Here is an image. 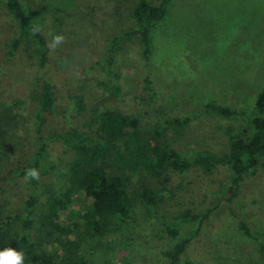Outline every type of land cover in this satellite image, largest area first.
Wrapping results in <instances>:
<instances>
[{
	"label": "rangeland",
	"instance_id": "374dc122",
	"mask_svg": "<svg viewBox=\"0 0 264 264\" xmlns=\"http://www.w3.org/2000/svg\"><path fill=\"white\" fill-rule=\"evenodd\" d=\"M140 0H23L32 24L49 44L48 63L40 69L39 46L31 36L14 58H8L6 43L18 33L12 16L0 2V24L4 39L0 46V105L39 91L37 79L50 81L56 106L49 118V130L77 128L90 121L93 110L114 109L138 114L142 129L151 136L164 117L190 118L185 129L166 133L165 142L184 158L194 159L206 152H228L231 135L249 127L247 120L224 119L205 112L215 102L250 114L264 88V0H172L166 19L152 32L154 55L145 62L140 41L126 39L112 68L106 63L113 38L135 28L132 15ZM43 7L66 11L56 22L41 13ZM56 37H61L59 42ZM116 71L118 81L110 75ZM147 81L156 100L148 106ZM81 98L85 111L79 113ZM0 145V179L20 163L22 145L35 144L34 129L14 127ZM52 161L67 171L72 154L53 147ZM127 175H131L124 170ZM132 176L133 192L142 184H155L164 196L156 208L137 202L134 228L124 233L96 236L85 230L72 237L79 244L77 254L89 264H173L164 256L183 239L191 238L195 224H184L172 240L163 230L164 219L187 209H218L194 237L181 262L176 264H264V167L248 176L238 198L224 192L230 172L219 167L211 175L193 169L184 175L170 173L168 182L153 174ZM39 192L53 185L43 183ZM28 198L26 185L8 179L0 187V212L15 215L23 211ZM229 199L233 200L229 203ZM42 203V202H41ZM233 209L236 217L228 213ZM90 211L89 203L76 196L65 215L67 221ZM41 205L34 216L38 221ZM245 225L250 238L242 230ZM20 222L9 228L0 223L2 248H17ZM42 249L54 251L52 230L36 225ZM61 252V256H63Z\"/></svg>",
	"mask_w": 264,
	"mask_h": 264
},
{
	"label": "trees",
	"instance_id": "16d2710c",
	"mask_svg": "<svg viewBox=\"0 0 264 264\" xmlns=\"http://www.w3.org/2000/svg\"><path fill=\"white\" fill-rule=\"evenodd\" d=\"M0 2L18 27L17 35L6 43L5 56L14 58L31 36L33 42L39 46V68H45L48 63L49 44L46 37L32 24L23 0ZM171 2L172 0L138 2L132 11L135 28L116 36L110 43L106 61L109 67L116 65L121 43L132 38L140 41L144 61H150L154 55L152 32L166 19ZM41 13L56 22L68 15L66 11L52 7H43ZM3 39V26L0 24V46ZM110 75L118 81L119 75L116 71L111 70ZM37 82L40 84L38 92L0 105V145L14 127L26 126L27 129H34L35 144H23L22 158L10 172L11 178L0 179V187L8 179L21 181L27 187L28 198L21 213L2 215L0 212V223L5 227L9 228L13 223L20 222L16 243L18 250L25 254L24 264H89L77 254L79 244L71 243V238L78 237L83 228L100 237L132 230L136 203L141 202L156 208L164 201L160 191L166 192V189L159 190L153 183H144L133 192V174H153L158 179H164L165 184L170 173L184 175L193 169H200L211 175L219 167H226L230 178L228 187L223 186L222 189L236 199L246 178L254 174L260 166L264 167V88L257 96L250 114L215 102L208 103L204 108L206 113L224 119L247 120L249 127L230 136L227 153L218 155L206 152L188 160L171 148L165 138L167 132L188 127L190 118L166 116L155 125L149 137L143 132L138 114L98 107L93 110L90 121L81 126L53 131L49 130L48 121L56 106L55 88L41 76ZM146 88L150 95L148 106H151L155 103L156 92L148 81ZM77 109L79 113L85 111L81 98L77 100ZM55 145L64 147L72 154L67 171H59L58 165L52 161ZM124 170L131 175H127ZM33 171L35 176L31 174ZM46 180H52L53 185L43 190L44 201H41L39 192ZM79 195L89 203L90 211L67 221L64 217L75 197ZM232 201L229 199L228 202ZM40 205L41 214L36 221L34 216ZM217 211L216 208L187 209L171 219H164L163 230L172 240L178 239L182 225H197L191 238L181 240L164 256L173 264L180 263L193 238L199 236L203 225ZM228 213L236 217L233 209H228ZM37 224L41 225L42 230H52L54 251L42 249V244L36 237ZM242 230L250 238V231L245 225H242ZM2 249L0 245V250ZM261 250L264 254V247Z\"/></svg>",
	"mask_w": 264,
	"mask_h": 264
},
{
	"label": "clouds",
	"instance_id": "9594fccd",
	"mask_svg": "<svg viewBox=\"0 0 264 264\" xmlns=\"http://www.w3.org/2000/svg\"><path fill=\"white\" fill-rule=\"evenodd\" d=\"M61 37H56L55 40L59 42ZM32 176H35L36 173L33 171ZM25 261V254L24 252L12 248L7 247L2 250H0V264H24Z\"/></svg>",
	"mask_w": 264,
	"mask_h": 264
}]
</instances>
